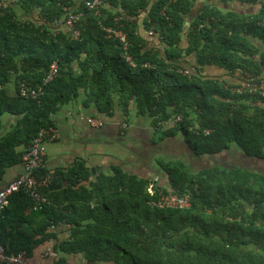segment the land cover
<instances>
[{
	"label": "trees",
	"instance_id": "trees-1",
	"mask_svg": "<svg viewBox=\"0 0 264 264\" xmlns=\"http://www.w3.org/2000/svg\"><path fill=\"white\" fill-rule=\"evenodd\" d=\"M223 1L260 11L244 16L205 5L190 20L186 49L181 47L186 18L196 0H101L92 9L88 3L95 0H20L25 13L40 9L41 25L22 21L11 6H0V122L6 114L17 117L13 129L0 138L1 176L24 164L39 132L55 126L53 115L81 90L88 97L85 105H95L101 115L111 118L119 107L129 122L135 110L153 120L160 140L181 134L193 164L232 149L264 159V98L242 89L249 82L264 84V52L259 56L260 48L250 39L264 46V0ZM72 14L81 17L69 26ZM143 14L147 36L157 35L165 46L163 56L148 49V39L138 32L137 19ZM63 26L68 32L55 35L52 28ZM107 29L122 31L127 48ZM193 55L197 74L189 76L181 61ZM55 62L58 73L43 94L22 97L21 83L42 85ZM209 66L245 80L233 84L202 76ZM13 80L19 86L15 98L5 90ZM161 167L167 185L117 171L100 175L89 188L80 186L93 173L82 160L57 170L53 178L43 169L51 177L42 189L48 204L37 206L25 191L14 193L0 213V243L8 256L26 252L29 257L51 238L52 226L64 223L75 227L65 242L68 250L84 251L92 262L264 264V174L241 167L196 168L182 160L161 162ZM170 194L189 196L190 207L152 204Z\"/></svg>",
	"mask_w": 264,
	"mask_h": 264
},
{
	"label": "crops",
	"instance_id": "crops-1",
	"mask_svg": "<svg viewBox=\"0 0 264 264\" xmlns=\"http://www.w3.org/2000/svg\"><path fill=\"white\" fill-rule=\"evenodd\" d=\"M19 1L0 0V6H11L18 13L22 21L29 20L38 25L45 23L40 14V9L25 13ZM80 1L83 0H77V3L79 4ZM205 5H209L223 12H236L244 16L258 14L260 11L258 6L241 4L236 1L196 0L191 15L186 18L181 44L182 49H186L189 46L187 36L191 28L190 20L197 18L198 13ZM145 16L143 14L137 19L138 32L141 36L148 39V49H153L154 52L160 53L163 56L165 54V46L159 37L157 35L155 37H148L145 32L143 26ZM52 30L55 31V35L62 31L65 33L68 32L66 26L62 28L53 27ZM250 39L256 47L260 48L259 56L262 55L264 52L263 43L255 37H250ZM259 56L257 59H259ZM181 64L187 71L197 74L194 55L182 59ZM73 66L75 67V71L79 72L78 63L75 62ZM201 75L220 77L226 81L229 80L233 84L239 83L240 80H245V77L239 73L232 74L216 66L205 67ZM5 90L10 97L15 98L18 96L19 86L13 80L6 85ZM87 99L86 92L81 90L77 98L61 106L57 113L53 115L54 125L58 131V138L46 143L47 153L45 154V170L50 173L52 178L55 177L57 170L65 171L73 167L77 161L82 160L86 168L93 173L90 180L82 182L80 186L84 185V187L89 188L92 182H96L100 175L109 176L117 171L144 179L158 180L161 185H167V175L161 167V162L167 163L176 160L185 162V160L191 158L192 152L183 139L174 137L160 140V137L156 133L157 129L154 126V122L149 116H138L136 111L132 110L128 122V118L125 117V111L117 107L114 116L109 118L101 115L95 105L92 104L87 107L85 105ZM91 118L104 120L105 125L99 128L94 127L88 121ZM16 121L17 117L9 114L1 117L0 138L13 129ZM125 122H128V128L123 131L122 127ZM168 127L170 126L167 125L165 128ZM173 143L176 144L171 146ZM229 151L231 152V150ZM238 152L240 153L239 157H244L246 164L255 161L249 157L247 158L240 151ZM227 154L228 151L220 155L204 158H215L213 161L218 163L212 166L227 167L228 164L221 165L222 162L229 161L225 157ZM237 166L228 167L232 168ZM260 166L264 168V163ZM23 173V163L6 169L0 180V191L16 181ZM68 184L69 182H66L64 186ZM80 186H77V189ZM3 211L0 210V213ZM74 228L64 223L58 226H52L48 230L51 238L39 244L34 249L32 255L29 256L31 264H114L102 261L92 262L87 258L86 252H73L68 250L65 242L72 238V229Z\"/></svg>",
	"mask_w": 264,
	"mask_h": 264
},
{
	"label": "built area",
	"instance_id": "built-area-1",
	"mask_svg": "<svg viewBox=\"0 0 264 264\" xmlns=\"http://www.w3.org/2000/svg\"><path fill=\"white\" fill-rule=\"evenodd\" d=\"M101 0H95L94 3H88L92 8L98 6ZM81 17L80 14H72L67 20L69 26H73L75 22ZM74 30V29H73ZM107 33L116 36L125 43V48H127V43L125 40V35L122 31H117L114 29H107ZM74 37L79 36V32H73ZM127 61L133 64V60L130 56H127ZM59 66L55 62L51 65L49 73L42 85L31 88L27 82L21 83L20 94L24 98L37 99L41 94H43V87L52 82L58 73ZM186 75H191L189 71H185ZM248 89L249 92H258L260 96L264 98V84L258 85L255 83H247L242 89ZM89 123L94 127H102L104 122L97 119H89ZM58 138V131L55 126L42 129L38 136L33 140L32 146L29 151L23 156L24 162V173L21 174L16 181L6 186L0 191V210H4L9 204V198L17 192L25 191L32 201L37 205L41 206L48 204L47 197L42 193V189L47 188L51 183V177L49 175H44L41 170L45 169L46 162V143L54 141ZM0 174V180H1ZM152 187L150 188V191ZM152 193V192H151ZM153 205L160 208H174V209H187L190 207L189 196H178L175 194L163 195L160 201L152 203ZM0 264H31L29 257L26 252H22L16 256H8L2 244L0 243Z\"/></svg>",
	"mask_w": 264,
	"mask_h": 264
},
{
	"label": "rangeland",
	"instance_id": "rangeland-1",
	"mask_svg": "<svg viewBox=\"0 0 264 264\" xmlns=\"http://www.w3.org/2000/svg\"><path fill=\"white\" fill-rule=\"evenodd\" d=\"M180 135L181 134H178L177 137L180 138V139H182V137ZM175 144L176 143H173L171 146H174ZM239 154L240 153L238 151H236V149L235 150H231V152L229 151L228 154L225 156L227 158V160H229V161L228 162L227 161L226 162L224 161V162L221 163V165H227L228 164V166H230V167L231 166H236V165L245 167L246 163L244 162L245 161L244 160V157L243 156H242V158L239 157ZM213 160H215V158H212V159L211 158H206V159L200 160V162H197V163H194V164L192 163L193 162V158H189V159H187L185 161L187 163H189V164H192L194 167L197 168L200 164H201V166H210V165L212 166V165H216L218 162L213 161ZM253 162H255V161H253ZM257 162H258L259 165H262L263 164L259 160H257ZM151 192H153V189L151 190Z\"/></svg>",
	"mask_w": 264,
	"mask_h": 264
},
{
	"label": "water",
	"instance_id": "water-1",
	"mask_svg": "<svg viewBox=\"0 0 264 264\" xmlns=\"http://www.w3.org/2000/svg\"><path fill=\"white\" fill-rule=\"evenodd\" d=\"M247 157V156H246ZM248 158V157H247ZM250 158V157H249ZM252 160H255V162L251 163L254 165V168L261 172L262 174H264V168L262 166H260L257 162V160H259L260 162L264 163V159H256V158H251ZM243 168V167H242Z\"/></svg>",
	"mask_w": 264,
	"mask_h": 264
},
{
	"label": "flooded vegetation",
	"instance_id": "flooded-vegetation-1",
	"mask_svg": "<svg viewBox=\"0 0 264 264\" xmlns=\"http://www.w3.org/2000/svg\"><path fill=\"white\" fill-rule=\"evenodd\" d=\"M237 167H241V168H242L243 166H239V165H238ZM243 168H245V169H255V168H254V165L251 164V163L246 164L245 167H243ZM255 170H256V169H255ZM256 171H257V170H256Z\"/></svg>",
	"mask_w": 264,
	"mask_h": 264
}]
</instances>
